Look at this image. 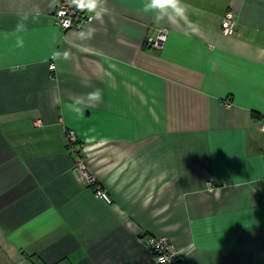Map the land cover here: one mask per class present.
Wrapping results in <instances>:
<instances>
[{"label":"crops","instance_id":"1","mask_svg":"<svg viewBox=\"0 0 264 264\" xmlns=\"http://www.w3.org/2000/svg\"><path fill=\"white\" fill-rule=\"evenodd\" d=\"M58 1L0 0V264H154L149 236L264 264V0H97L79 31Z\"/></svg>","mask_w":264,"mask_h":264},{"label":"built area","instance_id":"2","mask_svg":"<svg viewBox=\"0 0 264 264\" xmlns=\"http://www.w3.org/2000/svg\"><path fill=\"white\" fill-rule=\"evenodd\" d=\"M97 2V0H96ZM83 3V6H82ZM88 5V0H59L52 17L54 24L60 31L68 29L81 30L91 20L92 11ZM234 15L228 10L224 13L220 20V29L224 34H232L234 32ZM167 29L159 28L153 36L146 38V44L153 48H160L165 41ZM48 67L54 69L55 65L50 60ZM230 97H226L224 105L229 104ZM65 139L68 143H76V136L72 130H65ZM72 171L78 182L93 186V193L96 197L103 199L110 203L111 199L107 192L98 183L96 177L87 170L83 158L79 157L72 166ZM207 184H210L209 182ZM147 244L153 254L154 264H185L183 259L179 256L174 245L165 236H149Z\"/></svg>","mask_w":264,"mask_h":264},{"label":"clouds","instance_id":"3","mask_svg":"<svg viewBox=\"0 0 264 264\" xmlns=\"http://www.w3.org/2000/svg\"><path fill=\"white\" fill-rule=\"evenodd\" d=\"M88 5L90 10H94L96 6V0H88ZM86 5V6H88ZM179 0H171L170 3H164V0H148V3L145 5V11H161L163 14H167V9L173 11H179Z\"/></svg>","mask_w":264,"mask_h":264},{"label":"snow or ice","instance_id":"4","mask_svg":"<svg viewBox=\"0 0 264 264\" xmlns=\"http://www.w3.org/2000/svg\"><path fill=\"white\" fill-rule=\"evenodd\" d=\"M171 0H164V3H170ZM82 6H83V3H82ZM89 6H92V5H89Z\"/></svg>","mask_w":264,"mask_h":264},{"label":"trees","instance_id":"5","mask_svg":"<svg viewBox=\"0 0 264 264\" xmlns=\"http://www.w3.org/2000/svg\"><path fill=\"white\" fill-rule=\"evenodd\" d=\"M90 187H92V189L94 188L93 186H90Z\"/></svg>","mask_w":264,"mask_h":264},{"label":"rangeland","instance_id":"6","mask_svg":"<svg viewBox=\"0 0 264 264\" xmlns=\"http://www.w3.org/2000/svg\"><path fill=\"white\" fill-rule=\"evenodd\" d=\"M148 248H149V246H148ZM150 250V249H149Z\"/></svg>","mask_w":264,"mask_h":264}]
</instances>
